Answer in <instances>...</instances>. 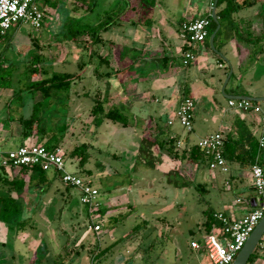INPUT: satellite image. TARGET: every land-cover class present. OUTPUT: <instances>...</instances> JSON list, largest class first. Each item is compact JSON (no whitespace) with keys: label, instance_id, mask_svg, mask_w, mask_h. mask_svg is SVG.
<instances>
[{"label":"crops","instance_id":"obj_1","mask_svg":"<svg viewBox=\"0 0 264 264\" xmlns=\"http://www.w3.org/2000/svg\"><path fill=\"white\" fill-rule=\"evenodd\" d=\"M53 1H57L56 5L52 4ZM100 1L101 13H94L97 3L95 7L85 8L84 12L73 17L83 16L85 21L91 25H97L100 21L105 20L110 22L107 28L102 29L97 47V49H102L98 54L108 59V63L99 66L100 72L103 73L100 76L102 90H95L93 101L85 105L84 108L77 103L82 100V95L86 97L92 95L90 91L78 93L75 90V94L68 95L66 104V114L68 118L73 119L74 127L79 128L85 124L95 126V134L86 141L89 143L90 151L104 152V148L107 147L111 148V151L106 152L118 158L122 156L119 154L122 152L134 158L139 157L142 153H149L156 159L164 158L165 162L167 159L175 164L178 161L184 162L188 168H190L189 166L192 168L191 171L185 170L184 179L177 177L178 174L183 176L180 167L165 168L156 163L153 169L168 171L176 175L177 178L168 179V186L177 189V192L178 188L182 190L184 181L192 183L197 175L206 179L204 177L207 174L205 172V166H207L209 180L218 191L217 207L208 210L214 214L223 212L231 218L244 216L255 206L253 199L257 198L250 164L227 158L228 171L231 173L229 176L223 177L221 173L225 171L210 168L207 157L195 163L189 160L187 154L189 148L194 144L198 145L201 138L218 131H221L225 137L229 135L240 140V144L237 146L238 151H241L243 147L250 148L254 139L259 143L262 133L259 113L236 108L231 106L228 101L225 102L227 106L224 105L221 96L229 67L219 58L218 53L224 55L219 50L225 51V58L231 64L233 73L235 70L238 72L237 80L246 77L244 72L251 73L254 62H258L261 58L264 60V8H262L264 0L259 2V6L255 3L235 11L232 20H228L234 28L233 33L220 34L217 32L214 38L216 50L211 46L210 36H208L209 40L207 38L202 41V45L197 47L199 44H196L193 49L195 59L189 63L183 62L185 45L180 38V27L183 22L189 19L211 14V0H154L149 7H143L141 0ZM44 3L46 8L56 11L55 15L58 18L65 16L67 17L66 21L70 17V13L64 8L65 2L45 0ZM200 4H204L202 10ZM258 17L261 19V27L258 26ZM65 21L62 20L60 27L63 28ZM221 28L222 24L219 30ZM260 29L262 31H259ZM256 37L260 38L256 39ZM206 41L207 43H205ZM257 44L260 46L259 52L253 50V46ZM210 57L215 58L218 66L224 68L222 73H216L208 68L207 59ZM231 77L225 87L227 93L264 96V92L246 91L247 89L240 87L238 83L228 89ZM32 94L26 101L28 104L27 115L32 113L36 102L43 101L40 90L33 91ZM184 96H191L195 101L193 129L186 135L181 128L176 126V110ZM96 98L104 103L105 111L112 106L120 108L127 114L129 123L124 125L121 122L104 118L100 124H96L94 115L91 113ZM170 120L172 123L169 122ZM195 127H198L201 133L190 143V133H195ZM57 142L67 146L72 141L62 137ZM75 145L68 148L72 150ZM170 146L171 149H169ZM90 158L91 155L87 161ZM231 162L236 163L237 166L233 167ZM149 169L138 170L134 167L132 174L148 173ZM106 171L112 172V170ZM108 172L107 174H109ZM190 172L195 176L194 179L189 178ZM93 174L94 172L91 170L89 176H93ZM49 176L57 177L54 169ZM145 177L148 176L145 175ZM147 179H150L153 186H156V181L159 180L156 177ZM90 180L94 184L92 177ZM219 180L222 181H220L221 185ZM199 183L203 182L199 181ZM52 188L53 183L47 191ZM108 188L106 190L99 188L100 204L95 212L91 214L88 207L85 206L90 216V223L101 225L99 230H94L88 225L99 240L97 247L89 248L91 264H140L139 258L136 257L137 253H141L144 258L147 253L151 257L153 251H156L157 254L153 264H180L182 262L188 264V252L201 257L206 256L202 247L194 248L192 246L193 240H199L195 237L190 240L191 251L185 248V244L181 241L182 235L179 232L182 230V226L177 216L168 217L165 215V211L155 208L149 211L151 215L143 211L142 221L129 231L141 236L147 234V237L150 238L148 247L142 248L140 245L137 249L132 250L129 247L123 250L119 246V239L104 241L103 244V239L109 231H102V222H117L121 215L131 216L138 213L133 209L134 206H137V202L130 200L125 193H120L124 189L123 185ZM201 189L207 190L206 188ZM66 190H69L67 185ZM155 194L162 195L158 191H155ZM142 200L148 205L166 206V202L161 201L158 197L151 199L150 196H147ZM179 201L182 204L181 200ZM176 202L178 203V201ZM206 210L199 222V229L203 232V236L215 225H218L214 224L210 230L206 228ZM94 216H99L101 219L94 220ZM166 231H168L166 240L162 244L158 243V245H162H159L162 248L156 249V238L158 239L159 235L164 236ZM188 231L191 236L196 234L193 228H189ZM153 234L154 240H152ZM82 246L84 248V244ZM263 257L262 255L257 258L259 264H264Z\"/></svg>","mask_w":264,"mask_h":264},{"label":"rangeland","instance_id":"obj_2","mask_svg":"<svg viewBox=\"0 0 264 264\" xmlns=\"http://www.w3.org/2000/svg\"><path fill=\"white\" fill-rule=\"evenodd\" d=\"M58 1L65 2L64 8L68 10L70 17L85 10L80 6L78 0ZM260 1L256 3L258 6ZM200 7L202 10L204 4H200ZM101 10L102 5L99 0L94 13H101ZM55 12L53 9L46 8V18L42 27L34 28L28 22L15 24L8 36L0 40V83L3 85L0 86V191L8 189L7 184L2 179L6 174L1 167L3 154L7 150L9 151L10 148L21 144L22 140L27 144L44 142V139L42 140L37 133L23 139L21 135L23 128L18 120L20 116L27 117L29 115H27L28 104L26 101L28 97L33 95V91L26 90L28 83L42 76L40 73L32 74L30 71L32 66L31 55L37 52L42 59L38 66L43 71L45 70L43 74H51L53 71L80 74V77L72 81L68 88L52 90L47 95L46 102L39 106L40 115L43 117V125L46 127L47 132L45 137L54 134L59 139L66 137L72 141V144L69 143L67 146L61 143L58 145V148L64 153L66 169L87 179L92 177L94 184L101 190L123 185L124 189L120 193H125L130 200L137 202V206H134L133 209L138 213L131 216L121 215L117 222H102V231H109L103 239V244L104 241L119 239V246L123 250L129 247L132 250L137 249L140 245L142 248L148 247L150 238L147 237V234L141 236L129 231L142 221L143 211H146L149 215V211L155 208L156 210L165 211V215L168 217H178L182 226V230H179L182 235L181 241L185 244V248L191 251V238L195 237L200 240L203 237V232L199 229V222L205 209L216 208L218 205V191L209 180L207 166H205L207 174L204 177L206 179L197 175L192 183L189 181L185 183L184 181L182 190L178 188L177 192V189L168 186V179L177 177L184 179L185 170L191 171L192 169L191 166L188 168L184 162L178 161L175 164L169 159L165 162L164 158L159 157L156 159L154 155L149 153H142L139 157L134 158L122 152L119 153L122 156L118 158L107 153L106 151H111V148L107 147L104 148V152L90 151L89 143L86 141L89 140L91 135L95 134V126L85 124V126L77 127V130L73 125V119L68 118L66 114V104L68 103V95L75 94V90L78 93L90 91L92 95L87 97L82 95V100L77 103V105L84 108L85 105L93 101L94 91L102 90V81L95 71L98 59L94 57L91 61H88L89 54L85 45L64 35L63 28L60 26L62 20L65 21L67 17L58 18ZM83 19L85 20V17ZM67 21L68 19L65 22ZM258 24L261 27L259 17ZM233 29L232 24L225 20L222 23L220 34H231ZM259 31H262V29ZM86 38H89V34ZM36 42L39 46L36 45ZM201 43H198L197 47L202 45ZM97 47L98 43L93 48L99 53L102 49H97ZM253 50L259 52L260 46L258 44L253 46ZM219 51L224 54L218 53L219 58L229 67V72L231 64L225 58V51ZM82 59L86 61L83 68L79 65ZM207 64L208 68L216 73L224 71V68L219 67L217 60L213 57L207 59ZM237 73V70H235L227 87L228 89L233 84L238 83L240 87H245L246 91L264 92V60L262 58L258 62H254L250 74L244 72L246 80L245 78L237 80ZM40 92L42 93V91ZM221 97L224 105L227 106L225 102L228 101V98L224 96V92H222ZM259 104L264 110V100L259 101ZM176 126L181 128L185 135L189 133L179 123L178 119L176 120ZM200 133L199 128L195 127V133H190L189 142L192 143ZM82 143L88 144L87 150L89 156L91 155V158L83 167L79 164V157L74 158V156H71V149L68 148ZM156 163L165 168L180 167L183 176L178 174L176 177L171 172H163L159 169L155 171L153 169ZM200 165L202 166V163ZM231 165L233 167L237 166L234 162H231ZM134 167L138 170L150 169L147 170L148 173L132 174ZM86 170H92L94 172L93 176L90 175V177ZM106 170H112V172ZM52 173L53 169H49L48 175ZM230 173V171H225L221 175L223 177L229 176ZM145 175L148 177H145ZM153 177L159 179L156 181V186H153L150 179H147ZM189 178L194 179L195 176L190 172ZM199 181L203 182L202 184L207 190L197 187ZM220 181L218 182L220 183ZM67 188H69L68 191L66 190V184L58 175L54 178L53 188L50 191L41 192L39 189H35L32 193L27 194V197L23 199L22 211L18 217L9 220L0 219V264H91L89 248L92 246L97 247L99 240L96 238L94 231L88 227L90 216L85 209V205L80 201L79 189L70 188V186H67ZM155 191L162 195L155 194ZM12 194L17 196L14 191H12ZM146 195L150 196L151 199L160 198L161 201L166 202V206L156 207L145 204L142 199L147 198ZM98 219L101 218L94 216V220ZM189 228H193L196 234L191 236L188 231ZM167 234L168 231L165 232L164 236L159 235L158 239L156 238V249L162 248L161 244L166 240ZM154 239L153 234L152 240ZM158 243H161L159 244L161 246ZM259 254L260 257L264 256V240L260 245ZM187 255L188 264H211L207 254L201 257L188 252ZM136 257L139 258L140 264H153L157 254L156 251H153L151 257L147 253L143 258L141 253H137ZM180 264L186 263L182 262ZM247 264H259V262L256 258L249 260Z\"/></svg>","mask_w":264,"mask_h":264},{"label":"built area","instance_id":"obj_3","mask_svg":"<svg viewBox=\"0 0 264 264\" xmlns=\"http://www.w3.org/2000/svg\"><path fill=\"white\" fill-rule=\"evenodd\" d=\"M45 0H0V40L11 30L13 25L28 22L34 28L42 27L46 18ZM214 0H211V9ZM210 14L189 19L180 27V38L187 48L184 49L183 62L189 63L195 59L194 46L206 40L209 36ZM231 106L259 113L262 133L259 145L264 148V110L258 101L247 98H229ZM195 101L191 96H184L176 110V118L188 130L194 125ZM172 123V121H169ZM225 136L221 131L209 134L198 141V146L205 151L212 169L228 171V160L224 155ZM1 164L7 167L23 164H40L43 168L56 169L66 185L78 188L80 201L88 207L92 214L99 207L100 189L87 179L65 167L64 153L60 148L48 149L38 143H25L3 154ZM253 186L257 192L256 204L244 216L231 218L219 212L215 214L221 224L215 225L205 233L202 239L191 242L194 248L202 247L211 264H232L239 250L245 244L261 217L264 215V165L255 161L250 165ZM94 230H99V223L89 224Z\"/></svg>","mask_w":264,"mask_h":264},{"label":"trees","instance_id":"obj_4","mask_svg":"<svg viewBox=\"0 0 264 264\" xmlns=\"http://www.w3.org/2000/svg\"><path fill=\"white\" fill-rule=\"evenodd\" d=\"M48 1V0H46ZM80 6L84 9H91L95 7L98 3L97 0H78ZM259 0H218L217 2V15L220 23L222 24L225 20H232V15L235 11L253 5ZM57 1H53L52 4L56 5ZM154 0H141L143 7H149L153 4ZM87 5V6H86ZM210 16V25H209V36L214 31L217 26V23ZM68 21L63 26V33L65 36L71 38L73 41L78 43H83L88 51L89 58L88 61H91L94 57L98 59V65L95 68L96 74L100 77L103 73L100 72L99 66L103 63H108L106 57L98 54L93 46L99 43L101 37L100 33L102 29L107 28L110 22L100 21L97 25H91L87 23L83 16L81 17H68ZM221 30L218 31L220 33ZM9 34V33H8ZM8 34L3 38L5 39ZM89 34V38L86 36ZM260 37H256L259 39ZM36 45L39 44L36 42ZM187 48V45H185ZM31 61V73L37 74L40 73L42 76L38 79L31 80L28 83L26 90L32 91H42L43 101L36 102L33 107L32 113L25 117L20 116L18 118L19 122L22 125V138L28 137L33 134H38L39 137L44 142H38V144L45 145L48 149L54 150L58 147V137L52 134V136L45 137L46 127L43 125V117L40 115L39 106L45 102L47 95L50 94L52 90L55 89H65L68 88L72 81L80 77L79 73L74 72H65V71H53L51 74H43L42 68L38 66L42 61L39 53L34 52L32 55ZM86 61L83 59L79 62L81 68L84 67ZM234 75V73L232 74ZM0 86H3L0 83ZM23 90V89H21ZM91 113L94 115V122L100 124L104 118H109L116 122H121L124 125L129 123L128 116L117 106H112L109 110L105 111L104 103L96 98L95 105L93 106ZM46 138V139H45ZM173 141V140H172ZM240 140L234 139L232 136L227 135L225 137L224 145V155L229 160H237L243 163L252 164L255 161H259L263 164V148L260 147L256 139L253 140L250 148L243 149L238 151V144ZM21 144H25L22 140ZM19 144V145H21ZM172 146V144H171ZM171 146L169 149H171ZM88 144L82 143L76 145L70 152L71 156L79 157V164L83 167L88 158ZM184 155V154H183ZM188 158L190 161L197 163L199 160L206 158L205 151L201 149L198 145H192L188 150ZM2 169L6 172L5 176L2 178L7 184L8 189L0 191V219L9 220L15 219L20 215L23 206V199L27 197V194L32 193L35 189H39L41 192H46L52 186L54 178L48 175V170L43 168L40 164H23L19 166L7 167L1 165ZM55 175L60 176V172L56 169ZM86 173L89 175L90 170H86ZM1 179V178H0ZM70 186V185H67ZM71 187V186H70ZM197 187L205 188L203 184H197ZM14 191L17 196L12 194ZM205 214L207 219L205 221L206 228L210 230L214 224H221L217 216L210 212L208 209ZM264 238L261 239L260 243L257 245L256 249L252 253L251 259H256L260 257L259 248Z\"/></svg>","mask_w":264,"mask_h":264},{"label":"water","instance_id":"obj_5","mask_svg":"<svg viewBox=\"0 0 264 264\" xmlns=\"http://www.w3.org/2000/svg\"><path fill=\"white\" fill-rule=\"evenodd\" d=\"M217 2H218V0H214L212 13H211V16L214 19V21L217 23V26H216V28L214 29V31L210 35V43H211V46L215 50H216V48H215V45H214V38H215L216 33L218 32V30L221 27V23L219 21L218 15H217ZM232 73H233V68H231L229 70L227 78H226L225 83H224V87H223L224 95L227 98H235V99L247 98V99H251V100H254V101L264 100V96H254V95H249V94H231V93H227L225 91V87H226V84L229 81ZM262 159H263V165H264V148H263V158ZM253 204L254 205L256 204V198L253 199ZM263 236H264V215L261 217V219L259 220V222L255 226L253 231L250 233V235L247 238L245 244L239 250V252H238L237 256L235 257L234 261L232 262V264H247L249 259H250V257H251V255H252V253L256 249L257 245L260 243V241L263 238Z\"/></svg>","mask_w":264,"mask_h":264}]
</instances>
